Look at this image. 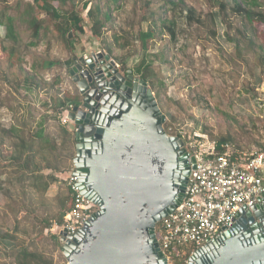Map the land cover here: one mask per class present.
I'll list each match as a JSON object with an SVG mask.
<instances>
[{
	"label": "rangeland",
	"instance_id": "1",
	"mask_svg": "<svg viewBox=\"0 0 264 264\" xmlns=\"http://www.w3.org/2000/svg\"><path fill=\"white\" fill-rule=\"evenodd\" d=\"M19 1L8 0L7 5L15 6ZM103 1L111 9L113 19L103 30L102 40L95 39L89 30L86 36L77 39L73 52L57 42L56 32L51 30L37 48H30V53L35 57H45L51 49L52 59L67 61L73 58L74 63L76 57L106 52L105 46L113 44L115 55L129 56L125 69L115 60L124 74L131 70L134 76L142 78V71L147 66L154 70L152 80L157 86L154 94L160 93L158 103L167 117L165 130L171 136L180 137L192 156L204 153L209 149V143H218L225 137H230L228 144L233 151L252 154L264 150V73L259 67L253 73L247 64L236 59L235 45L226 37L227 32L235 36L236 31L223 23L216 0H183L180 7L171 10V14L167 12V7L162 10L164 19L175 21L177 37L173 39L166 29L159 27L148 53L142 51L135 38L140 30L149 29L150 23L145 21L151 15V10L145 5L147 0H119L117 5L111 0ZM260 2L264 5V0ZM75 5L77 11L87 18L88 9H84L79 2ZM159 6V1L155 0L151 9L157 12ZM189 10L196 12L204 25L191 21ZM211 17L216 21L217 36L210 29ZM229 19L234 26H242L237 16H230ZM18 31L24 44H29V32L21 24H18ZM5 35L6 29L0 28V62L4 63V67L8 59V54L1 50L6 44L3 41ZM73 35L71 33L70 38ZM121 36L125 40L117 43L116 37ZM22 51L21 58L26 61L24 67L30 73L34 57L25 48ZM250 63H253L252 59ZM71 67L43 73L42 87L39 92L30 93L28 99L24 98L27 95L25 90L20 91L22 95L11 96L9 86L0 78V126L10 127L22 116L27 117V111L34 114L37 120L47 110L54 114L50 108L45 110V102L52 105L54 95L63 97L67 91L79 94L69 74ZM57 77L62 79L60 87L55 83ZM18 104L25 109H20ZM49 132L54 138H59L58 123L51 121ZM61 141L58 140L59 144ZM75 145L76 142L68 144L63 154L75 156ZM6 159L5 154H0V162L4 163ZM3 172L0 171V236L9 237L7 240L0 239V264H15L11 254L13 250L22 248L39 251L54 264H68L60 246L52 238L59 235V226L55 223L45 230L43 238L40 234L45 218L59 215L61 210L56 198L69 194L67 179L70 174L65 173L60 182L51 187L48 199L27 197L29 199L25 200L19 185L13 189L15 176H1ZM176 260L172 259L171 264L190 263V258H185V255Z\"/></svg>",
	"mask_w": 264,
	"mask_h": 264
},
{
	"label": "water",
	"instance_id": "2",
	"mask_svg": "<svg viewBox=\"0 0 264 264\" xmlns=\"http://www.w3.org/2000/svg\"><path fill=\"white\" fill-rule=\"evenodd\" d=\"M69 74L82 98L67 117L74 173L99 210L75 237L61 233L63 255L68 264H168L156 228L183 203L197 158L166 132L149 83L106 52L76 57ZM189 264H264V206L243 207Z\"/></svg>",
	"mask_w": 264,
	"mask_h": 264
},
{
	"label": "trees",
	"instance_id": "3",
	"mask_svg": "<svg viewBox=\"0 0 264 264\" xmlns=\"http://www.w3.org/2000/svg\"><path fill=\"white\" fill-rule=\"evenodd\" d=\"M111 1L115 5L119 2V0ZM153 1L155 0H147L145 4L151 10V15L145 20L150 23L149 29L148 31L140 30L135 37L144 53L149 52L150 44L157 37L159 27L166 29L171 37L176 39L175 21L170 18L164 19L161 12L167 7V12L171 14V10L180 7L183 0H157L160 3L157 12L151 9ZM78 2L83 4L84 9H88L87 18L77 11L75 4ZM7 4L8 0H0V28L6 29L3 39L6 44L2 46L1 50L8 54L6 67L3 62H0V78L9 86L11 96L20 95V91L25 90L27 95L24 98L26 99L30 93L39 92L38 90L42 87L41 75L43 73L65 66L70 68L73 65V58L67 61L52 59L51 49L46 52L45 57H35L33 53H30V48H37L43 37H47L48 33L54 30L57 42H61L66 50L71 49L74 52L77 39L86 36L89 30L95 39L102 40L103 30L113 19L111 9L104 4L103 0H20L15 6ZM216 4L220 9L219 13L223 15V23L236 31L235 36L229 32L226 34L229 41L235 45L236 59L247 64L253 73L258 67L261 68V73H264V5L260 0H233L232 3L227 0H216ZM188 13L191 21H197L198 24L204 25L196 12L189 10ZM233 15L241 20L242 26L239 28L234 26L229 19ZM210 20L212 24L210 29L213 35L217 36L215 18L211 17ZM18 24H21L29 32L31 39L29 44H24L18 31ZM71 33L74 34L73 38L69 36ZM121 39L125 40V37H116V42L119 43ZM122 47L124 48L123 45ZM23 48L34 57L30 73L24 67L26 61L21 58ZM115 49L113 44H108L104 48L106 53L125 69L129 56L123 57L119 53L115 55ZM251 59L253 63H250ZM141 75L155 93L157 86L152 80L155 72L151 66H147ZM55 83L57 87H60L62 79L57 77ZM155 96L158 100L160 93L156 92ZM81 102L82 98L79 94L67 91L63 97L54 95L52 105L49 102L43 104L45 110L50 108L54 114H50V111L47 110L37 120L34 114L27 111L25 114L27 117L23 118L24 116H22L23 119H19L10 127L0 126V154H5L7 158L4 163L0 162V171L4 170L1 176L14 175L13 189L19 185L25 200L29 199L27 197L33 200L35 198L37 200L48 199L51 187L59 183L62 176L71 173L70 168L73 164L70 163L76 153L75 156L63 154L67 145L75 142L74 132L72 133L67 126L70 123L67 117L73 108L79 106ZM18 105L20 109H25L22 104ZM51 121L58 123L59 138H54L49 132ZM229 138H222L217 143L218 152L224 151L222 146L228 144ZM59 139L62 140L61 144L58 142ZM68 193L66 197L56 198L61 211L59 215L45 218V226L40 234L41 238H43L45 230L51 228L55 223L59 226V230L63 226L65 214L72 205L70 191ZM7 237L9 236L2 235L0 239L7 240ZM52 238L62 250L60 236L55 235ZM11 256H13L15 264H54L53 260L45 254L28 248L13 250ZM185 258L189 259L190 255L186 254Z\"/></svg>",
	"mask_w": 264,
	"mask_h": 264
},
{
	"label": "built area",
	"instance_id": "4",
	"mask_svg": "<svg viewBox=\"0 0 264 264\" xmlns=\"http://www.w3.org/2000/svg\"><path fill=\"white\" fill-rule=\"evenodd\" d=\"M209 145L195 156L197 169L189 179L183 203L157 225L158 243L168 264L220 239L235 225L243 207L264 206V201L259 203L264 195V150L245 154L225 144L224 151L218 152L216 142ZM74 172L73 166L67 179L72 205L65 214L60 237L63 232L75 237L99 210L83 194L80 177Z\"/></svg>",
	"mask_w": 264,
	"mask_h": 264
},
{
	"label": "crops",
	"instance_id": "5",
	"mask_svg": "<svg viewBox=\"0 0 264 264\" xmlns=\"http://www.w3.org/2000/svg\"><path fill=\"white\" fill-rule=\"evenodd\" d=\"M68 124H69L68 127L70 128V130L73 131V129H74L73 124L71 122Z\"/></svg>",
	"mask_w": 264,
	"mask_h": 264
}]
</instances>
